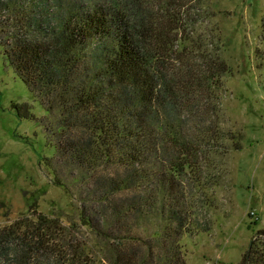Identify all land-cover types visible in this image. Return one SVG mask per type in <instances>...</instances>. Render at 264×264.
I'll use <instances>...</instances> for the list:
<instances>
[{
  "label": "trees",
  "instance_id": "obj_1",
  "mask_svg": "<svg viewBox=\"0 0 264 264\" xmlns=\"http://www.w3.org/2000/svg\"><path fill=\"white\" fill-rule=\"evenodd\" d=\"M192 1L0 0L4 61L44 115L11 107L43 128L55 176L81 187L80 221L102 242V264H186L181 240L222 177L207 170L235 140L197 105L227 67L191 60L179 36ZM33 204L0 227V264H97L83 260L73 225ZM239 264H264V228Z\"/></svg>",
  "mask_w": 264,
  "mask_h": 264
},
{
  "label": "rangeland",
  "instance_id": "obj_2",
  "mask_svg": "<svg viewBox=\"0 0 264 264\" xmlns=\"http://www.w3.org/2000/svg\"><path fill=\"white\" fill-rule=\"evenodd\" d=\"M196 1L179 37L189 41L185 45L196 65L202 55H211L227 67L211 101L203 97L197 105L212 107L208 117L217 131L235 140L223 143L225 153L215 152L207 172L222 177L206 188L204 205L196 210L197 233L184 236L181 244L186 264H239L252 237L264 228V0ZM17 103H28L38 118L44 115L0 47V227L34 203L64 226L73 225L76 248L85 247L88 255L79 261L102 264V242L80 221L81 187L61 173L55 176L47 165L54 148L40 125L16 115L11 106ZM56 177L65 185H57Z\"/></svg>",
  "mask_w": 264,
  "mask_h": 264
}]
</instances>
